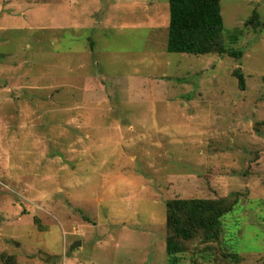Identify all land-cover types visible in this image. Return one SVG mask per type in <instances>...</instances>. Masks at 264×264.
<instances>
[{
    "label": "rangeland",
    "instance_id": "1",
    "mask_svg": "<svg viewBox=\"0 0 264 264\" xmlns=\"http://www.w3.org/2000/svg\"><path fill=\"white\" fill-rule=\"evenodd\" d=\"M221 11L241 58L169 52V0H0V264H264V0ZM174 198L237 203L171 262Z\"/></svg>",
    "mask_w": 264,
    "mask_h": 264
},
{
    "label": "trees",
    "instance_id": "2",
    "mask_svg": "<svg viewBox=\"0 0 264 264\" xmlns=\"http://www.w3.org/2000/svg\"><path fill=\"white\" fill-rule=\"evenodd\" d=\"M170 20L166 48L169 52L202 54H229L241 58V50L228 49L225 45L224 21L221 0H169ZM257 13L248 20L255 24ZM240 89H245V75L240 67L233 71ZM237 201L226 198H174L166 203V225L170 234L166 240V252L171 262L185 251V245L176 238L189 240L199 230L206 241L217 240L222 233V217L230 212ZM2 215L0 212V224ZM236 259L238 253L229 255Z\"/></svg>",
    "mask_w": 264,
    "mask_h": 264
},
{
    "label": "water",
    "instance_id": "3",
    "mask_svg": "<svg viewBox=\"0 0 264 264\" xmlns=\"http://www.w3.org/2000/svg\"><path fill=\"white\" fill-rule=\"evenodd\" d=\"M78 244H80V243H75V244L73 245V247L77 246Z\"/></svg>",
    "mask_w": 264,
    "mask_h": 264
},
{
    "label": "crops",
    "instance_id": "4",
    "mask_svg": "<svg viewBox=\"0 0 264 264\" xmlns=\"http://www.w3.org/2000/svg\"><path fill=\"white\" fill-rule=\"evenodd\" d=\"M195 178H197V176Z\"/></svg>",
    "mask_w": 264,
    "mask_h": 264
}]
</instances>
